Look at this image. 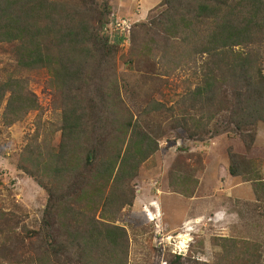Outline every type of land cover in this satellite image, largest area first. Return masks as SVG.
Here are the masks:
<instances>
[{"label":"trees","instance_id":"trees-1","mask_svg":"<svg viewBox=\"0 0 264 264\" xmlns=\"http://www.w3.org/2000/svg\"><path fill=\"white\" fill-rule=\"evenodd\" d=\"M161 6L139 28L130 64L160 54L172 66L168 73L185 66L197 82L187 81L172 107L152 102L139 113L127 106L118 71L130 38L105 37L107 4L0 0V57L7 60L0 68V124L12 127L40 110L28 77L40 70L49 76L57 113L53 123L36 119L18 162L48 195L41 223L19 231L18 216L0 206V264H128L130 238L119 222L135 203L142 166L160 151L159 136L144 119L152 113L159 130L170 118L168 129L188 142L227 135L234 143L229 174L252 185L264 220V164L252 154L264 124V0H161ZM171 185L194 196L181 179ZM215 246L225 253L221 263L263 258L260 243L222 238ZM181 262L178 255L170 264Z\"/></svg>","mask_w":264,"mask_h":264},{"label":"rangeland","instance_id":"rangeland-1","mask_svg":"<svg viewBox=\"0 0 264 264\" xmlns=\"http://www.w3.org/2000/svg\"><path fill=\"white\" fill-rule=\"evenodd\" d=\"M96 1L100 7L105 4L110 7V13L107 15L108 26L104 29L105 37L113 40L115 36H119L116 23L120 20L129 21L132 25L131 37L130 34L127 36L130 40L123 42L118 62L121 93L127 106L139 113L149 109L152 102L172 107L186 90L185 83L197 82L193 78V72L184 66L174 73H168L166 67L172 69V66L166 58L163 60L160 54L157 59L147 61V64H130V58L138 50V30L158 17L163 9L161 0ZM150 37L155 38L154 35ZM149 39L151 38L147 41ZM5 61L7 60L4 57H0V68L4 67ZM28 77L29 86L38 99L40 110L31 112L22 122L12 127L0 124V206L18 216L21 221L19 231H22L23 227L37 230L48 202V195L43 188L18 169L19 157L27 139L36 131V119L41 118L45 123H53L57 118L53 108V93L47 85V72L36 71ZM152 114L144 119L151 125L149 131L160 137V151L142 166L133 183L136 190L135 203L133 207L124 210L119 222L125 226L130 238L128 264H170L173 257L178 256L174 252L182 254L181 264H225L220 260L225 253L215 246L222 238L260 243L263 248L260 264H264V220L257 210H254L253 206L256 204L235 200L230 197L229 192L225 193L231 180L242 181L240 178L231 177L228 171L230 158L227 150L234 143L227 135L222 134L204 141L188 142L183 133L169 130L170 118L164 120L161 124L162 130H159V116ZM256 132L252 154L258 157L255 160H261L264 164V124L259 125ZM54 139L57 145L60 142L59 135ZM232 149L236 153L245 152ZM214 175L218 178L216 189L223 188L225 194L220 210L199 208L201 216L184 222L182 217L194 213L195 210L191 212V209L195 207L177 206L174 200L166 204L168 199L165 197L163 212L159 199L165 193H176L172 183L178 185L181 179L186 189L195 195L199 182L205 183ZM215 191L214 188L205 189L202 186L197 195L208 199ZM188 199L187 202L191 204ZM151 204H156V210L159 209V229L150 223L144 212V207ZM167 223L174 230H170ZM172 223L178 225L177 228ZM161 244L162 246H159Z\"/></svg>","mask_w":264,"mask_h":264},{"label":"crops","instance_id":"crops-1","mask_svg":"<svg viewBox=\"0 0 264 264\" xmlns=\"http://www.w3.org/2000/svg\"><path fill=\"white\" fill-rule=\"evenodd\" d=\"M202 186L207 189H213L216 190L215 192H213L208 199H206L205 197H203V195H197L199 193V191L201 190ZM218 186V178L217 176H212L210 178H208V180L203 183V182H199V186L197 188V192L194 195V197L188 199L187 197L178 194V193H172V192H168L165 193L163 196L160 197L159 202L162 205L161 207L163 208V212H164V198L166 197V199H168L166 201V204H170V200H174L177 203V206H183V207H189L190 206H194V209H191V212L193 210H195L194 213H188L187 215H184L182 217V221L186 222L191 220V218L193 219L194 217H199L202 215V213L200 212L199 208H203V209H207L208 210H220V208L223 206L222 202H223V196H225L224 194V190L221 189H216ZM228 189L225 190V193L227 194L229 192L230 197H233V199L238 200V201H242V202H249L252 204H256V196L255 193L253 191L252 185L249 183H244L242 181H232L230 185H228ZM221 191L223 194H221ZM220 193V194H219ZM220 195V196H218ZM187 199L190 201L191 204H189L187 202ZM204 201H208V202H204ZM251 204V205H252ZM160 207V209H161ZM254 210H256V205L253 206ZM187 208V209H189ZM171 210V209H170ZM197 210V211H196ZM194 214V215H192ZM168 224V223H167ZM173 224V223H172ZM174 225V224H173ZM170 230H174V228L169 225ZM176 226L178 225H174L175 228H177ZM182 244V243H181ZM159 246H162L159 245Z\"/></svg>","mask_w":264,"mask_h":264},{"label":"built area","instance_id":"built-area-1","mask_svg":"<svg viewBox=\"0 0 264 264\" xmlns=\"http://www.w3.org/2000/svg\"><path fill=\"white\" fill-rule=\"evenodd\" d=\"M131 27L132 25L130 24V22L126 20H120L119 22L116 23V29L119 31L120 35L129 36ZM155 207H156V204L145 206L144 212H145L147 219L150 221V223H152L155 226V228L159 229V225H158L159 218H160L159 211H158L159 209L156 210ZM167 241H168V238H167ZM174 253H176V255H182V254H177V252H174Z\"/></svg>","mask_w":264,"mask_h":264},{"label":"bare ground","instance_id":"bare-ground-1","mask_svg":"<svg viewBox=\"0 0 264 264\" xmlns=\"http://www.w3.org/2000/svg\"><path fill=\"white\" fill-rule=\"evenodd\" d=\"M183 239V238H182ZM185 242V241H184Z\"/></svg>","mask_w":264,"mask_h":264}]
</instances>
